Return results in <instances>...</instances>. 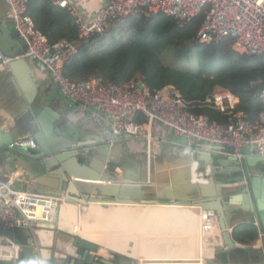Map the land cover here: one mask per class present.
<instances>
[{"label": "crops", "instance_id": "1", "mask_svg": "<svg viewBox=\"0 0 264 264\" xmlns=\"http://www.w3.org/2000/svg\"><path fill=\"white\" fill-rule=\"evenodd\" d=\"M69 1L78 8L82 17H88L104 6V0ZM7 10V0H0V25L5 23L14 29ZM16 46L17 42L12 41L10 49L17 50ZM103 117L92 112L88 115L80 112L35 59L28 58L0 67V181L37 193L49 188L48 183H56L59 189L55 192L65 193L60 183L61 175L57 173L53 176V171H47L49 176H39V168L32 165L38 160L9 147L15 136L16 139H34L35 134L45 143L47 152L52 147L67 146V149L45 155V159L56 154L74 153L81 164L87 163L91 153L81 150L99 144L107 145L106 168L121 178L114 182L135 185L132 187L134 193L144 199L171 201L170 204L151 206L89 201L65 204L59 209L55 227H37L34 234L27 228H0V238L9 237L20 245L19 259L34 264H82L81 257L87 254V257L114 260V264H131L130 260H135L136 263L132 264H229L217 261L226 258L222 239L220 243L203 250V243L198 237V206L203 208V202L216 197L231 205L228 206L233 211L230 230L249 222L257 227L258 239L245 246L256 247L259 251L251 255L260 256L261 250L264 251V221L259 217L257 205L260 200L250 182L246 186L252 205L251 210H247L241 206L240 189H246L244 182V185L231 182L222 166H216L221 171V181L206 186L190 182L192 154L188 145L179 142L181 136L172 134L159 123L146 137L114 136L109 122ZM58 132L61 135H57ZM101 156L102 153L95 152L93 158ZM261 158L264 156L246 151L238 161H241L246 176L257 179V186L264 196V160ZM58 161L53 164L52 170L63 168V165L56 164ZM201 161L205 175H218L210 160ZM65 164L66 169L59 173H74L73 168L76 167L68 161ZM88 167L95 169L91 164ZM101 171L99 174H102ZM123 174L127 179H122ZM70 175H74L70 178L73 180L75 174ZM196 177L193 173V178ZM82 195L80 192L73 196ZM146 211H149L147 215L144 214ZM93 245L95 251L91 250Z\"/></svg>", "mask_w": 264, "mask_h": 264}, {"label": "built area", "instance_id": "2", "mask_svg": "<svg viewBox=\"0 0 264 264\" xmlns=\"http://www.w3.org/2000/svg\"><path fill=\"white\" fill-rule=\"evenodd\" d=\"M52 1L73 16L80 40L102 33L117 18L139 10L165 13L180 26L202 13L203 20L197 32L200 42L217 44L223 37L229 36L232 38L231 47L239 53H264V0H104V6L88 17H82L69 0ZM7 2V17L23 41L24 48L13 55L0 51V67L28 58L37 60L52 82L80 112L104 116L114 136L146 137L159 123L172 134L187 138L192 154L189 164L192 184L208 185L221 181V171L215 165L212 167L218 171L216 177L205 175V169H199L203 163L196 152L206 144L229 148L239 160L246 151L264 156V111L259 123L253 124L235 111L237 97L220 89L205 100L227 115L226 123L220 124L206 115L189 112L188 103L170 86L151 91L144 85L138 86L137 81L119 85L99 78L71 80L63 74L61 61L75 52L76 44L65 39L50 42L36 30L32 18L26 14L28 0ZM259 98L264 107V85ZM137 113L144 117L143 123L127 122ZM35 146L33 138L18 139L9 145L16 151ZM73 201L60 192L46 194L20 190L12 187L10 182L0 181V228H27L34 234L37 227H55L59 209L65 204H76ZM198 208L200 242L203 243L202 238L207 236H220V231H214V226L218 224L216 213L200 206ZM216 244L203 243L202 248L207 250L208 246ZM20 251V245L13 239L6 236L0 238V264H15L20 258Z\"/></svg>", "mask_w": 264, "mask_h": 264}, {"label": "trees", "instance_id": "3", "mask_svg": "<svg viewBox=\"0 0 264 264\" xmlns=\"http://www.w3.org/2000/svg\"><path fill=\"white\" fill-rule=\"evenodd\" d=\"M26 14L50 42L65 39L76 44L75 52L61 61L63 74L71 80L99 78L119 85L137 81L151 91L170 86L188 103L189 112L220 124L226 123L227 115L205 100L223 89L237 97L236 112L253 124L260 121L264 53H239L231 47L229 36L217 44L200 42L202 13L180 26L165 13L139 10L117 18L87 40L78 38L73 16L52 0H28ZM127 122L143 123L144 117L137 113ZM232 236L242 245H251L259 237L252 222L234 228Z\"/></svg>", "mask_w": 264, "mask_h": 264}, {"label": "water", "instance_id": "4", "mask_svg": "<svg viewBox=\"0 0 264 264\" xmlns=\"http://www.w3.org/2000/svg\"><path fill=\"white\" fill-rule=\"evenodd\" d=\"M18 34L15 29L10 28L7 24L0 25V51L3 54H9L13 55L19 50L24 48L23 41H18ZM12 41L17 42L18 49L12 51V48L10 49V46L12 45ZM22 45V46H21ZM23 60H18L17 62H22ZM138 86L143 87V84L141 82L137 83ZM38 134V132H36ZM57 135H61L60 132L56 133ZM34 140L36 143L35 147H25L18 152L21 154H24V156H28L29 158H34V160H38L33 166H36L39 168L38 175L39 176H45V174H49L47 171H53L54 174H59L62 176L61 179V185L65 188V193H62L66 195L67 197L73 199L74 203L76 204H84L85 201L89 202H97L102 204H113V205H147L151 206V204H170L171 201L169 200H151V199H144L140 195H137L134 193V190L132 187L135 185L124 183V182H114L119 181L121 178L117 176L116 174L109 172L107 170V161L105 159V152L108 150L107 145H97V147L92 148H86L85 151L87 153H91V156L88 158L87 163L83 162L82 164L79 162L78 156H75L74 153H61L56 154L54 157L50 156L48 158H44L45 155H48L49 153H55L58 150L61 149H67V146H63L62 148H55L52 147L50 152H47V148L44 142H42L41 138L39 136H36L34 134ZM17 136L14 137V141L18 140L16 139ZM88 138V137H87ZM114 139H117V137H114ZM180 143L188 144L187 138L181 137L179 139ZM207 150V151H203ZM95 152L102 153L101 157H94L93 155ZM75 156V157H74ZM197 158L200 160L202 159H208L211 161L212 165L215 166H222L224 167V173L228 179H230L233 183H242L244 182V186L246 189H240L241 194V206L244 209L251 210V196L248 194V189L246 186V183L250 182L251 186L254 188L253 192L257 195L259 198L258 202V213L261 221H264V196L260 193V189L257 186V179H254L253 177H249L245 175V172L243 170L241 161H238L236 157L233 156V152L231 149L222 147L220 145L216 144H206L204 145L203 149L196 152ZM66 158V159H65ZM105 159V160H103ZM264 160V158H261ZM58 163L63 165V168L66 169V162L68 161L69 164H72V166H75L76 169L73 168L75 174V178L72 180L70 179L71 176L69 173H64V175L60 174L59 172L63 171V168H61L58 171L52 170L51 168L54 166L53 164L57 161ZM248 160V159H247ZM246 160V161H247ZM27 162H30L26 160ZM251 160H248L250 162ZM89 164L93 165L95 169L91 170L88 167ZM68 164V165H69ZM199 169L204 170V167L201 166ZM102 170V174H99V171ZM37 175V176H38ZM233 175V176H231ZM49 176V175H48ZM64 176V177H63ZM47 177V176H46ZM123 180L127 179L124 178V174L122 176ZM49 178V177H48ZM88 178V181H85V179ZM247 179V182H246ZM43 181H46L43 179ZM57 182V180H55ZM98 181V182H94ZM94 182V183H93ZM49 188L47 187L46 190L42 193L46 194H56L55 191H58V187H56L55 184L48 183ZM198 186H206V185H198ZM45 189V188H44ZM83 194L81 197H76L73 195ZM41 193V192H40ZM259 193V194H258ZM228 206L231 207L229 202H225L224 199L215 198L214 200L207 201L206 203L203 202V208L204 209H210L213 210L218 215V224L214 226V231L219 232L220 236H207L202 238L203 243H220V240L222 239L223 244L226 248L225 259H219L217 261L222 263H235V264H264V251L261 250L260 256H252L251 254L258 252L259 250L256 247L253 246H245V245H238L235 243V241L232 238L233 229L230 230V224L232 222L233 211L231 208H228ZM232 212V215H231ZM9 232H12V230H9ZM95 245L92 247V251H95ZM228 258V259H227ZM230 259V260H229ZM82 264H114V260H104L102 258H97L95 256H88L87 254H84L81 257ZM131 264L136 263L135 260H130ZM15 264H34L33 262H27L25 260L19 259L16 261Z\"/></svg>", "mask_w": 264, "mask_h": 264}, {"label": "bare ground", "instance_id": "5", "mask_svg": "<svg viewBox=\"0 0 264 264\" xmlns=\"http://www.w3.org/2000/svg\"><path fill=\"white\" fill-rule=\"evenodd\" d=\"M76 203H78V202H76ZM143 207H145V206H143ZM138 208H139V207H138ZM148 212H149V211H146L144 214H146V215H147V214H148ZM135 216H136V215H135ZM144 216H145V215H144ZM136 219H137V218H136ZM174 220H175V219H174ZM144 224H145V223H144ZM146 224H147V223H146ZM126 230H127V229H126ZM131 231H132V230H130V232H131ZM133 231H134V230H133ZM143 231H144V230H143ZM147 232H148V231H147ZM118 248H119V247H118ZM133 252H134V251H133ZM135 253H136V252H135Z\"/></svg>", "mask_w": 264, "mask_h": 264}, {"label": "rangeland", "instance_id": "6", "mask_svg": "<svg viewBox=\"0 0 264 264\" xmlns=\"http://www.w3.org/2000/svg\"><path fill=\"white\" fill-rule=\"evenodd\" d=\"M164 61H165L166 63L169 62V60H168L167 58H164ZM183 62H184V61H183ZM180 66H183V63H181ZM80 208H82V207H80Z\"/></svg>", "mask_w": 264, "mask_h": 264}]
</instances>
